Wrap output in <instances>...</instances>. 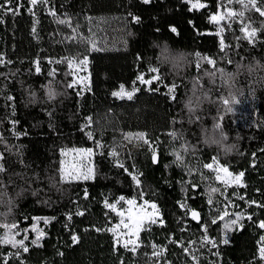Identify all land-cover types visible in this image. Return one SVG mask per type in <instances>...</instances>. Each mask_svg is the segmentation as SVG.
I'll use <instances>...</instances> for the list:
<instances>
[{"label": "trees", "instance_id": "trees-1", "mask_svg": "<svg viewBox=\"0 0 264 264\" xmlns=\"http://www.w3.org/2000/svg\"><path fill=\"white\" fill-rule=\"evenodd\" d=\"M18 2L24 5L19 15L0 12V56L5 61L0 64V164L4 167L0 224L15 222L21 232L17 240L28 229L29 251L0 244V264L5 257L7 264H264L259 249L264 229L258 227L264 221V207H257L264 204V16L251 5L245 9L240 0H199L207 7L193 11L185 0L148 4L143 0H48L35 5V16L29 12L28 0ZM225 5L232 13L243 11L244 16L229 18L228 11L219 23L211 22L210 16ZM256 7L264 9V0H256ZM50 10L82 13L89 20L93 43L88 88L73 80L66 62L69 57L39 54L44 49L41 18ZM133 16L140 18L138 23ZM7 17H29L31 30L34 20L38 21L36 33L31 32L37 55L7 56V34L11 50L17 49V27L12 23L7 29ZM245 25H250L247 31L257 30L252 43L241 31ZM161 54L166 57L163 61ZM209 59L215 63L209 64ZM141 74L145 80L159 77L151 90L137 79ZM133 81L139 91L132 100L112 95L121 84L131 91ZM221 98L235 99L232 112L225 111ZM64 120L77 121L88 135L135 130L148 141L144 163L131 174L138 176L140 187L131 179L126 196L157 204L164 223L139 232L135 253L131 247L114 244L115 237L107 230L119 221V215L105 206V200L115 203L122 193L113 192L105 182L80 184L68 203L44 210L31 197L21 195L19 169L51 161L56 137L67 132ZM218 122L222 129L216 127ZM227 149L232 152L228 154ZM154 152L156 164L151 159ZM214 160L232 172H243L244 186L217 180L205 167ZM212 188L217 191L210 205ZM178 202L199 212V222ZM124 206L121 201L118 208ZM78 211L84 215H76ZM225 211V220L241 214L230 231L219 220ZM52 217L45 224L43 218ZM213 218L217 223H212ZM33 224L45 233L39 246L32 244L37 237ZM5 231L0 227V236ZM225 232L228 244L222 243ZM73 233L78 243H73ZM154 250L158 256H153Z\"/></svg>", "mask_w": 264, "mask_h": 264}, {"label": "rangeland", "instance_id": "rangeland-1", "mask_svg": "<svg viewBox=\"0 0 264 264\" xmlns=\"http://www.w3.org/2000/svg\"><path fill=\"white\" fill-rule=\"evenodd\" d=\"M229 10H232V8L225 5L223 9H218L215 15L226 16L225 13ZM41 19L44 49L43 52L39 53L31 36V19L29 17L6 18L5 25L7 29L12 23L17 27L16 52L11 50L9 35L6 36L7 56L25 57L39 53L44 56L76 58L75 63L70 68L73 80L81 88H88L91 75V58L89 54L90 43L88 41L90 39L87 16L82 13H55V16H53L49 12ZM60 20H66L67 22L60 23ZM78 56L81 57L78 58ZM85 57H87L86 63L80 64L79 61L84 60ZM64 123L63 129L67 132L56 137L51 161L46 165H37L32 162L28 169H19L18 178L21 195L31 197L36 206L40 210H44L48 207L65 205L78 185L98 180L105 182L113 192H120L122 196L128 199L133 198L126 196L130 191L131 174L134 167L143 164L146 159L145 137L137 139V134L142 132L135 130L99 132L91 134L92 138H89V135L77 121L64 120ZM97 141L100 142L102 147L97 146ZM79 149H91L92 152L81 153L77 151ZM113 150L118 153L117 156L110 155ZM117 161L123 164L124 167H118ZM210 164H213L211 170L215 175L219 174L223 178L224 174L219 172L218 169L224 165L219 162L214 163V161ZM90 169L94 171V176H90L88 180L70 178V174L88 173ZM229 171L233 175L239 174ZM62 174L64 182H61ZM220 181L223 182V180ZM228 185L239 186L235 183H229ZM143 204L144 201L137 202V205ZM127 207L128 205L125 203V206L118 208L117 211ZM145 211L151 213L153 210L146 205ZM121 219L119 216V221L113 224L111 229L114 228V225L120 223ZM116 232L120 234L121 230H116ZM128 238L129 234L124 230L120 243L123 244L124 240ZM132 239L133 241L137 240L136 237H132ZM129 247H132V245L130 244Z\"/></svg>", "mask_w": 264, "mask_h": 264}, {"label": "snow or ice", "instance_id": "snow-or-ice-1", "mask_svg": "<svg viewBox=\"0 0 264 264\" xmlns=\"http://www.w3.org/2000/svg\"><path fill=\"white\" fill-rule=\"evenodd\" d=\"M14 0H4V3L0 4V12H2L3 14L7 15L9 13H11L12 15H19L21 13V9L24 7L22 2H18L16 3V7L13 8L11 7V5L13 4ZM29 2V12L35 16V13L33 12V8L35 7V5H37L40 2H43L45 4L48 3V0H28ZM151 0H143V3L148 4L150 3ZM240 2L244 5V8L247 9L249 5H251L252 7L256 8L257 11L260 12V14L262 16H264V9H261L259 7H256V0H240ZM185 3H189L190 7H189V11H193V10H200L204 7H207L206 4L200 3L199 0H185ZM50 14L55 16V12L54 10H50ZM239 16V17H243L244 16V12L241 11L239 13H232L231 10H229L228 12V17L231 18L233 16ZM226 17L223 15H212L210 16V21L211 22H215V23H219L220 20L225 19ZM133 21L134 22H139L140 18L133 16ZM0 22H3L2 19H0ZM60 23H66V20H60ZM36 23H38V21L34 20V24H33V34L36 33ZM190 23H192L190 21ZM194 26V25H193ZM250 27V25H245L244 28L241 29V31L245 32V38H247L249 40L250 43L253 42V38L256 36L257 30L255 28H251L250 31H247V29ZM170 30L174 33L177 32V29L174 26H170ZM75 31V30H74ZM219 34V31L218 33ZM89 43H93L91 40L88 41ZM221 44H223V40H221ZM94 46V44H93ZM75 59L76 58H71V59H67L66 58V62L69 64V67L71 68V66L73 65V63H75ZM87 60V57L84 58V60L79 61L80 64H85ZM4 59L2 56H0V64L4 63ZM10 63V61H9ZM209 64H214L215 62L211 59L208 60ZM36 64V72L39 73L40 72V67H39V61L35 62ZM152 71H157V69L153 68ZM55 73V69H53L52 73H50V75H54ZM225 73L223 72V70H221V77L224 78ZM137 79L142 83V84H146L149 87V90H151V85L153 83L154 80L159 79V77H153L150 80H145L143 77V74H141L140 76L137 77ZM135 81H133V89L131 91H126L125 90V86L123 84L120 85V89L119 91H114L112 93V95L118 99H125L127 98L128 100H132L134 94L139 91V89H137L135 87ZM73 84H69L68 87H73ZM175 86H173L174 88ZM173 88H169V92L173 91ZM158 90V89H157ZM49 97L51 98L54 93L50 90L49 91ZM9 100L12 99V97H8ZM222 103L226 106L225 107V111L227 112H232L233 109L231 107L232 104L236 103L234 98H229V99H224L221 98ZM88 122L89 124H91L92 120L91 117H88ZM222 119V117H221ZM16 122L13 121V124H15ZM216 127L218 129H222V125L218 122ZM171 135L173 137L177 136L176 132L171 133ZM144 137L143 133L137 134V139H141ZM89 138L91 137V134L89 133ZM145 143H148V141L145 139L144 140ZM97 146L98 147H102V145H100V142L97 141ZM81 153H91L92 150L91 149H79L77 150ZM110 155L112 156H117L118 153L115 152V150H113ZM0 159H2V157H0ZM177 160H180V157L177 156ZM157 162V156L155 154H153V163ZM215 163V160H214ZM117 166L118 167H124L123 164H121L119 161H117ZM206 168H213V164H206L205 165ZM0 171H4V167L3 164H0ZM125 171H127V169H125ZM219 172H222L224 174V177L222 178L221 175L217 174L216 179L217 180H223V182L225 183V185H228L229 183H235L241 187L244 186L243 184V176L244 173L241 172L237 175H233V173H231L228 168L226 166H221L218 169ZM90 176H94V171L92 169L89 170L88 173H79V174H70V178H74V179H80L83 178L84 180H88L90 178ZM132 179L133 181H135L137 187H140V180L138 178L137 175H132ZM61 182H64V176L63 174L61 175ZM217 191L216 188H212L210 193H209V204L211 205L213 203L212 200V193H215ZM35 194V193H34ZM85 198L88 197V192L87 190H85ZM140 198L143 199V192L140 193ZM121 201H124L128 207L121 209L119 211H117L118 209V205L120 204ZM179 206L181 207V209L183 210H187L190 211L191 213V218L193 220H196L199 222L200 220V213L197 212L195 209H190L188 207V205L184 202H178ZM250 203L252 204H257L256 201H251ZM150 206V208L153 210L151 213H148L145 211V206ZM105 206L109 209H111L112 211H117V215H119L122 219L120 220V223L114 225V228L112 229H107L108 231H112L114 236L116 237V239L114 240V244L119 245L120 244V240L122 238V235L124 234V230H126V232L129 234V238L124 240L123 243V247H125L126 249L129 248V245L131 244L132 247L129 249L131 251H133L135 253L136 249L139 247V243H138V235L139 232L141 230H143L145 227H150L152 224H156V223H160L161 225H163L164 221L163 219L159 216V209L157 204L149 202V201H144L143 205H137V200L136 198H131L128 199L124 196H120L118 198V200L115 203H108L107 200H105ZM257 207H264V204H257ZM76 215H84L83 211H78L76 213ZM228 216V213L225 211L222 215L219 216V220L221 221H225L223 224V229L224 230H228L230 231L232 229V227L234 225H237L238 220L241 218V214H236V219H232V220H225V217ZM34 219H38V218H34ZM45 224L50 222V219H55L54 217L52 218H43ZM249 220L252 219L251 216L248 217ZM67 220L70 222L72 220V214L69 213L67 214ZM212 223L215 224L217 223V219L213 218ZM0 227H3L6 231L4 233L3 236H0V244H10L13 248H17V249H23V251L26 253L29 251V248L26 246L25 241L28 240V229L24 230V234H23V239L17 240L15 239L16 236L21 235V232L18 230V225L13 222V223H2L0 224ZM67 227V225H66ZM259 228L264 229V221H260ZM15 230V231H14ZM33 230L37 231V237L35 240L32 241V244L39 246V241L44 237L45 233L43 232V230L41 229H37L36 225L33 224ZM97 231H101V229H96ZM116 230H121L120 234H117ZM204 231L207 232V226H204ZM132 237H136L137 240L133 241ZM73 243H78L79 242V237L73 233L72 237H71ZM222 243L224 244H228L229 240L227 239V235L225 232V238L222 240ZM261 248H260V257L261 259H264V236L261 237ZM213 246H216L215 243L213 242ZM154 249L156 248V246H153ZM17 256H19V252L16 253ZM159 252L155 251L153 252V256H158ZM4 264H7V257H5V261Z\"/></svg>", "mask_w": 264, "mask_h": 264}, {"label": "clouds", "instance_id": "clouds-1", "mask_svg": "<svg viewBox=\"0 0 264 264\" xmlns=\"http://www.w3.org/2000/svg\"><path fill=\"white\" fill-rule=\"evenodd\" d=\"M164 59H166V57L164 56V54H161V60L163 61ZM232 147L235 148L236 146L233 145ZM226 151H227L228 154H230L232 152L231 149H227Z\"/></svg>", "mask_w": 264, "mask_h": 264}, {"label": "water", "instance_id": "water-1", "mask_svg": "<svg viewBox=\"0 0 264 264\" xmlns=\"http://www.w3.org/2000/svg\"><path fill=\"white\" fill-rule=\"evenodd\" d=\"M153 154H155L156 156H157V162H158V154L156 153V152H154V153H152V155H151V159H152V161H153ZM156 162V163H157ZM156 163H154V164H156ZM196 221V220H195ZM196 222H198V221H196Z\"/></svg>", "mask_w": 264, "mask_h": 264}]
</instances>
